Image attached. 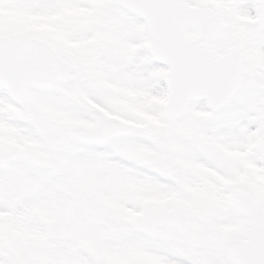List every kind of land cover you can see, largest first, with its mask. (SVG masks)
Returning a JSON list of instances; mask_svg holds the SVG:
<instances>
[{
	"label": "snow or ice",
	"instance_id": "1",
	"mask_svg": "<svg viewBox=\"0 0 264 264\" xmlns=\"http://www.w3.org/2000/svg\"><path fill=\"white\" fill-rule=\"evenodd\" d=\"M0 264H264V0H0Z\"/></svg>",
	"mask_w": 264,
	"mask_h": 264
}]
</instances>
